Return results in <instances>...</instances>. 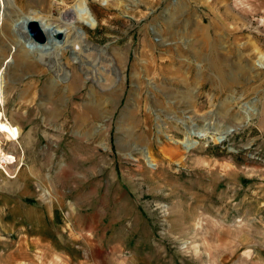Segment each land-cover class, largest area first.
<instances>
[{"label":"rangeland","instance_id":"1","mask_svg":"<svg viewBox=\"0 0 264 264\" xmlns=\"http://www.w3.org/2000/svg\"><path fill=\"white\" fill-rule=\"evenodd\" d=\"M57 1L0 12V264H264V0ZM21 8L119 69L68 44L15 63Z\"/></svg>","mask_w":264,"mask_h":264},{"label":"bare ground","instance_id":"2","mask_svg":"<svg viewBox=\"0 0 264 264\" xmlns=\"http://www.w3.org/2000/svg\"><path fill=\"white\" fill-rule=\"evenodd\" d=\"M57 4H59V5L67 4V0H58ZM15 5L18 6L17 0H0V12L2 11V17H3L2 18L3 19L2 31H8L10 29V27L12 26V23H14L16 21L12 16L13 14H18L19 17L21 16V12L15 8ZM76 6H77L76 11L74 13H72L70 16L72 19L77 20L80 18L82 20H89L90 17L93 16V11L87 7L88 6L87 0H77ZM21 9H22V12L24 13L23 14L24 15L23 16L24 21L22 22L23 23V25H22L23 31L21 29V31L24 32V38H22V36L19 33H15V31H13L14 33H13V35L11 34L12 37L10 38V41L13 43V45H16L15 53L12 56V59L14 60L15 63H17L21 66H26V67H33V66L39 65L38 63H40V61H38L36 59V57H34V53H32L29 49H27V47H26L27 42L31 43L32 45H38L36 52L40 53L42 60H44L45 55L52 54V53L55 54L56 56H58L59 53L62 52L61 55L65 57L67 50H68V48H67L68 47L67 44H68V45L72 46L75 49V51H77L76 47L79 45L80 49L77 51V53L82 58L86 57L85 56L86 54L100 55L103 57L104 60L110 61V63H112V62L115 63L116 69H119V68H117L118 65L116 62V58H114V56L113 57L112 56L111 57L104 56L101 53L96 52L95 50H91L90 48H86V47H84V45H82L83 41H82V39H80V36H78L79 34L77 35V33H76V25H74V22H68V21L64 22V23L59 22V24L57 25L58 29L55 31L60 33V31L62 30L65 33V41L63 44H59V42H54L53 41V40H55L53 38L54 35H52V34L48 35V37H47L48 40H50V39L52 40L51 45L54 48L53 52L50 51L49 48H47V45L49 43L40 45L38 42H35L29 36V34L26 31L27 22L29 20H35V19H38L39 17H41V20L44 19V21L41 22V25H42L44 30H46V27H50L51 25H53V23L46 21L45 18L47 15L46 16H44V15L40 16L39 15L40 12H38V11H33L30 13H27V11L25 12V10L23 8H21ZM85 37L86 38L88 37L87 33L85 34ZM7 53H9V50ZM4 54H6V53L0 54V66H2L4 64V60L7 57ZM260 58H261L260 61L264 60V55L262 54ZM44 68L46 69V67H43V69ZM60 68H61V66H60ZM62 69L63 68L57 70L58 74L56 76V79L55 80L53 79V85L49 86V89H54L56 82L59 84L62 82L61 75L59 74V72ZM4 78L5 77L1 76V78H0L1 84H2V80ZM70 87H71V84L70 83L67 84V88H70ZM0 89H1L0 95L3 97L4 95H6V91H4L5 89H4L3 85L0 86ZM90 110L98 116L102 115V113H100V111H99L98 106H91ZM5 118H6V113L4 111L0 110V125L4 124ZM230 126L225 128L223 131L221 130L222 134L224 136L226 134L230 133L231 128H232ZM7 129L9 130V134L11 135L9 140L17 141L18 137H19V133H20L19 127L10 123L8 125ZM15 161H16V157L13 154H9L5 151V149L3 147L2 140L0 138V167L3 166L2 165L3 162H8L10 165L11 163H14Z\"/></svg>","mask_w":264,"mask_h":264},{"label":"water","instance_id":"3","mask_svg":"<svg viewBox=\"0 0 264 264\" xmlns=\"http://www.w3.org/2000/svg\"><path fill=\"white\" fill-rule=\"evenodd\" d=\"M29 26H28V30H29V34L30 36L34 37L35 39L44 42L45 41V35L43 34L42 28L39 24V22L37 20H29ZM59 37L61 36V34H58Z\"/></svg>","mask_w":264,"mask_h":264},{"label":"crops","instance_id":"4","mask_svg":"<svg viewBox=\"0 0 264 264\" xmlns=\"http://www.w3.org/2000/svg\"><path fill=\"white\" fill-rule=\"evenodd\" d=\"M82 261H86V260H82Z\"/></svg>","mask_w":264,"mask_h":264}]
</instances>
